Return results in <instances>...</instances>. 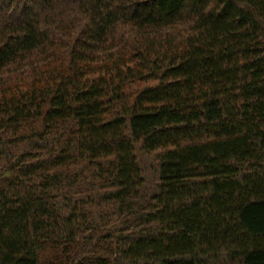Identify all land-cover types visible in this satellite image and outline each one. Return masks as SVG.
Listing matches in <instances>:
<instances>
[{"label":"trees","instance_id":"trees-1","mask_svg":"<svg viewBox=\"0 0 264 264\" xmlns=\"http://www.w3.org/2000/svg\"><path fill=\"white\" fill-rule=\"evenodd\" d=\"M0 264H264V0H0Z\"/></svg>","mask_w":264,"mask_h":264}]
</instances>
